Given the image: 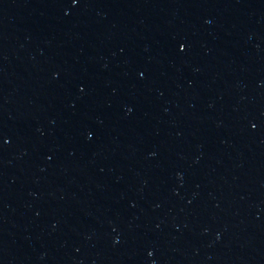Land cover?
<instances>
[{"label": "water", "instance_id": "obj_1", "mask_svg": "<svg viewBox=\"0 0 264 264\" xmlns=\"http://www.w3.org/2000/svg\"><path fill=\"white\" fill-rule=\"evenodd\" d=\"M0 59L264 99V0H0Z\"/></svg>", "mask_w": 264, "mask_h": 264}]
</instances>
